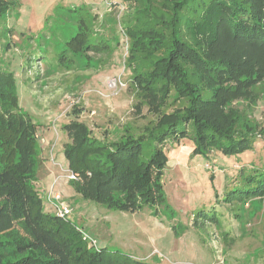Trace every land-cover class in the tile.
Listing matches in <instances>:
<instances>
[{
    "label": "trees",
    "instance_id": "trees-1",
    "mask_svg": "<svg viewBox=\"0 0 264 264\" xmlns=\"http://www.w3.org/2000/svg\"><path fill=\"white\" fill-rule=\"evenodd\" d=\"M130 1L126 22L134 41L125 65L158 115L145 134L131 136L126 128L116 140L96 138L72 118L64 155L68 168L83 174V182L70 181L82 198L135 212L164 199L166 141L189 138L191 155L207 157L251 149L252 138L264 134L250 110L264 94V0ZM18 2L0 0V19ZM76 40L70 43L81 52ZM174 94L187 105L166 114L161 109ZM17 107L14 73L0 67V264H151L107 246L90 249L69 216L44 211L34 186L38 126ZM81 110L75 104L70 115L77 118ZM239 182L227 190L232 200L264 194L263 181L247 189Z\"/></svg>",
    "mask_w": 264,
    "mask_h": 264
},
{
    "label": "rangeland",
    "instance_id": "rangeland-1",
    "mask_svg": "<svg viewBox=\"0 0 264 264\" xmlns=\"http://www.w3.org/2000/svg\"><path fill=\"white\" fill-rule=\"evenodd\" d=\"M132 7L130 0H19L1 16L0 67L14 73L16 111L31 117L46 139H37L34 181L46 213H53L44 204L46 188L52 175L64 174L57 162L68 168L64 150L73 135L66 125L72 118L96 138L116 140L126 128L131 136L145 134L158 115L143 101L125 65L134 41L126 22ZM82 31L87 35H78ZM76 39L81 52L70 43ZM112 78L122 84L111 89ZM169 101L161 109L166 114L187 105L177 96ZM75 104L82 107L77 118L70 115ZM250 110L264 129V94ZM193 145L189 138L165 142V194L154 206L109 209L82 198L70 181L54 190L72 206L69 218L76 229L98 240V249L107 246L151 264H264V194L234 200L227 194L237 180L242 189L264 182V134L252 138L251 149L228 155L193 156ZM201 209L204 214L196 216Z\"/></svg>",
    "mask_w": 264,
    "mask_h": 264
},
{
    "label": "built area",
    "instance_id": "built-area-1",
    "mask_svg": "<svg viewBox=\"0 0 264 264\" xmlns=\"http://www.w3.org/2000/svg\"><path fill=\"white\" fill-rule=\"evenodd\" d=\"M121 83V81L117 78H112L109 81V86L111 89H115L117 88ZM37 137L40 139V141L42 143H44L46 141L45 137L43 136V134L40 132V130L37 132ZM64 176L62 178H66V181H82L83 180V174L79 173V172H75L69 168L64 169ZM86 175H90V172H86ZM57 183V179L51 184V186L48 189V194L46 196V200L47 201H52L53 205H54V213L61 217V218H67L71 213H72V208L67 204H65L64 202L61 201V194L60 192H57L56 190H54V186ZM80 231V230H79ZM81 235L82 238L87 241L90 245H92L93 247H96L97 250L98 249V240H96L93 236H91L88 232L81 230Z\"/></svg>",
    "mask_w": 264,
    "mask_h": 264
},
{
    "label": "crops",
    "instance_id": "crops-1",
    "mask_svg": "<svg viewBox=\"0 0 264 264\" xmlns=\"http://www.w3.org/2000/svg\"><path fill=\"white\" fill-rule=\"evenodd\" d=\"M55 163V162H54ZM56 164V163H55ZM57 164L59 165V167L63 170V167H62V164L60 163V162H57ZM62 175H63V173L61 172V173H59V175H56L55 177L52 175V179H51V182L49 183V185L47 186V188H46V193H47V191H48V189H49V187L51 186V184L57 179V183H56V186H57V188H59V187H64V185H66L67 184V182H66V180L64 179V178H62ZM69 185V184H68ZM69 189H71V190H69V193H71V195H70V197H73V196H75V192H74V190H72L73 188L71 187V186H69L68 187ZM78 195V194H77ZM46 206H47V208H49L52 212L54 211V205H53V202L52 201H45V203H44ZM85 221V219L82 221V222H84ZM86 222V221H85ZM85 222H84V224H85Z\"/></svg>",
    "mask_w": 264,
    "mask_h": 264
}]
</instances>
